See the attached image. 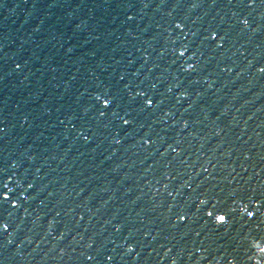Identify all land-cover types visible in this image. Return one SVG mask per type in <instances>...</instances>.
<instances>
[{
	"label": "water",
	"instance_id": "obj_1",
	"mask_svg": "<svg viewBox=\"0 0 264 264\" xmlns=\"http://www.w3.org/2000/svg\"><path fill=\"white\" fill-rule=\"evenodd\" d=\"M259 247L264 0H0V264Z\"/></svg>",
	"mask_w": 264,
	"mask_h": 264
},
{
	"label": "clouds",
	"instance_id": "obj_2",
	"mask_svg": "<svg viewBox=\"0 0 264 264\" xmlns=\"http://www.w3.org/2000/svg\"><path fill=\"white\" fill-rule=\"evenodd\" d=\"M189 67H192V66H189ZM109 102L108 101H105V104L107 105ZM259 251L261 252V253H264V247H259ZM257 264H260V262L259 261H257Z\"/></svg>",
	"mask_w": 264,
	"mask_h": 264
},
{
	"label": "snow or ice",
	"instance_id": "obj_3",
	"mask_svg": "<svg viewBox=\"0 0 264 264\" xmlns=\"http://www.w3.org/2000/svg\"><path fill=\"white\" fill-rule=\"evenodd\" d=\"M209 215H211V213H209ZM219 221H220L221 223H225V222H226V218H225L224 216H220V217H219Z\"/></svg>",
	"mask_w": 264,
	"mask_h": 264
}]
</instances>
